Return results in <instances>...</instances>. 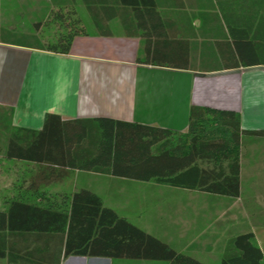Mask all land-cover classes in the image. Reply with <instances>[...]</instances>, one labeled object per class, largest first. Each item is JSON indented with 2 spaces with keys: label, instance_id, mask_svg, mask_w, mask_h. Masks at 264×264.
Returning <instances> with one entry per match:
<instances>
[{
  "label": "crops",
  "instance_id": "1",
  "mask_svg": "<svg viewBox=\"0 0 264 264\" xmlns=\"http://www.w3.org/2000/svg\"><path fill=\"white\" fill-rule=\"evenodd\" d=\"M263 4L264 0H0V140L4 123L9 129L37 132L47 115L63 121L109 118L186 134L193 108L234 112L242 131H264ZM67 13L78 19L81 31L69 52L62 54L44 46L38 36L46 33L48 19L65 20ZM238 148L241 194L246 154L249 175H256L250 177L264 180V138L243 135ZM1 153L0 174L4 159L35 164L9 160ZM108 176L154 183L163 196L172 191L219 196ZM149 204L147 200L145 207ZM174 206L182 221L185 215L178 214L199 208ZM161 227L162 236L169 238L170 223ZM176 231L183 237L179 228ZM247 232L252 230L243 233ZM117 260L128 259L70 256L61 264Z\"/></svg>",
  "mask_w": 264,
  "mask_h": 264
},
{
  "label": "trees",
  "instance_id": "2",
  "mask_svg": "<svg viewBox=\"0 0 264 264\" xmlns=\"http://www.w3.org/2000/svg\"><path fill=\"white\" fill-rule=\"evenodd\" d=\"M70 25L71 32L59 35L49 46L51 51L69 52L81 31L78 20ZM204 111L191 110L185 134L189 141L174 147L168 146L170 131L109 118L63 121L47 115L37 132L9 129L4 123V157L38 165L42 185L62 181L69 171L78 170L238 198L236 158L218 168L202 167L199 162L215 156L227 159L243 135L264 138V131H242L234 112ZM203 114L224 119L223 137L203 140L195 135V120ZM30 188L38 191L35 183ZM70 256L203 264L120 217L88 190L72 195L41 193L31 202L15 198L0 209V259L7 264H61ZM221 264H264L254 233L230 238Z\"/></svg>",
  "mask_w": 264,
  "mask_h": 264
},
{
  "label": "rangeland",
  "instance_id": "3",
  "mask_svg": "<svg viewBox=\"0 0 264 264\" xmlns=\"http://www.w3.org/2000/svg\"><path fill=\"white\" fill-rule=\"evenodd\" d=\"M77 17L82 19L80 11H78ZM75 20L78 19L71 14L65 20L48 19L44 31L46 33L38 37L41 38L42 42H45L44 46L54 45L56 39L60 37L59 35L64 36L70 31L68 26ZM82 20L81 22H83ZM223 123V118L216 115L207 117L203 114L195 120V135L203 140L223 137L225 135ZM5 138L4 135V139L0 140L3 144L0 149L1 154L4 153L6 147ZM167 140L169 142L168 146L174 147L187 144L189 137L185 134H173ZM226 156L227 159L222 156L204 159L199 164L207 168L226 167L228 162L233 161V158L239 161V148L232 149ZM247 157L246 154L245 174L241 181L242 189L238 198L209 197L199 192L186 193L179 191H172L168 196H163L161 194L165 193H160V186L154 183L118 181L104 174L97 173L93 175V173L86 174L75 171H69L68 176L62 181L42 185L38 179L40 171L38 165L8 163L4 159L2 172L4 174H0V209H6L8 202L15 198L31 202L41 193L50 196L60 193L72 195L82 189H91L100 195L99 198L104 206H112L120 217H126L134 225H139L149 233L168 241L173 250L181 251L180 253L197 259L203 264H221L228 240L247 230H252L258 245L264 251V180H254L250 177L256 178V175H249L251 174L249 172V166L251 165L248 164ZM256 165L258 163L253 166ZM31 183L37 185V192L31 190ZM147 200L151 202L149 204L151 206L146 208ZM157 200L160 202H157ZM175 204L196 205L199 208L192 213L178 214V216L185 215L182 221L177 219V214L173 212L172 208L176 207ZM164 223H170L171 228H173L169 230V238L163 237L161 234V226ZM177 228H179L183 237L176 236ZM87 263L98 264L91 261ZM0 264H7L6 259H0ZM71 264H80V262L73 261ZM113 264L168 263L165 261L117 260Z\"/></svg>",
  "mask_w": 264,
  "mask_h": 264
}]
</instances>
